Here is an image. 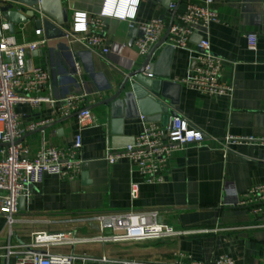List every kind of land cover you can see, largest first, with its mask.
Wrapping results in <instances>:
<instances>
[{
	"label": "crops",
	"instance_id": "obj_1",
	"mask_svg": "<svg viewBox=\"0 0 264 264\" xmlns=\"http://www.w3.org/2000/svg\"><path fill=\"white\" fill-rule=\"evenodd\" d=\"M55 1L59 15L68 18L65 25L53 20L42 0L34 4L1 2V6L12 3L34 11L29 22L19 25L2 19L9 23L3 34L13 35L20 44L45 40L39 54H30L27 60L29 69L40 66L50 72V81L39 95L58 100L69 94H87L92 124L80 130L76 115L56 116L51 103L16 106L23 127L44 122L21 138L30 157L44 147H70L80 131L82 146L77 157L83 162L73 179L47 174L41 183L30 185V193L19 200L12 224L0 214V264H15L30 249L74 253L88 264L210 262L223 254L231 255L236 264H264V206L261 213H254L236 204L249 188L264 184V0H215L212 7L218 22L195 30L186 48H174L165 41L153 53L152 88L161 93L160 100L171 112L203 134L202 142L173 153L163 180L155 183L142 182L128 159L112 164L105 158L109 148L120 149L134 141L151 123L143 114L152 109L128 108L124 92L115 104L101 102L113 96L125 75L140 68L148 55L136 47L139 34L130 32L131 24L138 28L141 22L161 18L166 25L162 39L172 20L176 22L179 14L200 1L140 0L132 22L105 18L108 53L89 45L85 34L69 32L75 12L97 15L104 0H45L48 5ZM171 3L177 9L174 19ZM45 19L54 24L36 26L37 20ZM37 29L42 30L41 36L36 35ZM251 33L258 38L255 50L248 46ZM202 38L224 59L220 80L232 90L205 94L180 82L192 74ZM171 112L157 123L168 124L175 117ZM228 136L239 139L227 142ZM2 148L0 145V157ZM134 182L140 183L136 199L130 193ZM130 210H156L160 221L179 233L157 239L115 240L100 238L103 233L97 225L80 220L90 214ZM41 232L65 233L79 241L34 248V236ZM111 234L104 232L105 236ZM8 245L14 251L9 258L5 256Z\"/></svg>",
	"mask_w": 264,
	"mask_h": 264
},
{
	"label": "built area",
	"instance_id": "obj_2",
	"mask_svg": "<svg viewBox=\"0 0 264 264\" xmlns=\"http://www.w3.org/2000/svg\"><path fill=\"white\" fill-rule=\"evenodd\" d=\"M3 1V0H1ZM200 4H192L186 12L179 14L178 19L170 28L166 42L174 48H186L191 35L198 28L206 29L212 23L219 21L217 11L212 7L215 0H199ZM3 2H6L4 0ZM140 0H104L103 6L97 15L86 12H75L69 28L72 35L85 34L89 45L102 47L103 53L110 48L103 36L105 18L115 17L132 22L135 19ZM176 4L171 3L170 9ZM133 27V24H131ZM138 28L144 32L135 41L141 54H148L160 41L165 22L161 18H153L149 22H141ZM9 29V23L0 25V214L4 215L9 224L15 221L18 213L19 200L30 193V185L39 184L44 177L57 175L66 179H73L78 175L82 160L77 154L82 146V136L79 131L74 143L60 149L54 146L44 147L34 157L29 156V149L21 138L25 131L34 130L44 122H31L23 127L20 115L16 111L18 104L28 103L39 107L43 103L53 104L54 114L67 117L77 113L79 129L92 124V112L88 106L87 94H69L62 99H54L39 95L50 81V72L40 66L28 68L29 53L37 51L45 43L39 39L30 43H18L13 35H4L3 30ZM36 35L41 36L42 30L37 29ZM248 46L255 50L257 47V34L247 36ZM198 46L196 64L192 74L180 82L199 89L205 94H223L232 88L220 80L224 59L211 50L208 39L202 38ZM239 138L228 136L227 142ZM249 139V138H247ZM203 141V134L196 130L181 117L162 125L151 122L143 128L132 143L120 149H110L105 154L109 163L128 159L142 178V182L155 183L163 180V171L176 150L182 149L191 143ZM139 182L131 185V197L139 196ZM237 205L246 206L254 213H261L264 206V184H257L249 188L238 198ZM81 221L95 224L100 229V238L115 240H143L170 237L179 232L171 225L160 221L156 210H130L117 213H97L80 218ZM109 230L111 235L105 236ZM65 233H37L34 236V248L46 244L59 245L79 241L67 236ZM81 240V239H80ZM12 246H6V257L14 254ZM72 253L69 255L53 254L49 251L40 252L28 250L19 256L15 264H88L86 258ZM123 264H236L229 254H223L210 262L183 261L172 263L123 261Z\"/></svg>",
	"mask_w": 264,
	"mask_h": 264
},
{
	"label": "water",
	"instance_id": "obj_3",
	"mask_svg": "<svg viewBox=\"0 0 264 264\" xmlns=\"http://www.w3.org/2000/svg\"><path fill=\"white\" fill-rule=\"evenodd\" d=\"M24 2L28 4L37 3L38 0H10V2ZM0 0V4H2ZM42 7L46 10L49 14L52 15V18L55 22H58L61 25H65L68 22L67 16L64 18L59 15V3L53 2L51 5H48L45 0H42ZM38 10V7H35ZM177 9L173 10V19L176 15ZM34 16L33 10L26 11L24 8L20 9L19 7H15L12 3L7 5H0V25L2 23V19L8 21L12 25H19L23 23H27L30 21V18ZM45 23L47 25H53L51 21L48 19L45 20H37L36 26L41 27L42 24ZM173 24V20L168 27V30L165 36L150 50L148 53L144 63L142 66L136 70H133L125 75L123 82L121 83L118 91L111 97L103 100L101 104H109V103H116L119 100L120 96L124 92L125 94V103L127 104L128 108L137 107L140 109H145L148 106L152 109L149 114H143L144 120L147 122H162L166 115H168L171 110L169 106H167L162 100H160L161 93L155 91L152 88V82L150 81L151 76L149 74L152 73V62L151 58L155 50L162 45L169 36L170 28ZM131 33H137L139 36H144V32L138 28L132 27L130 29ZM37 55L39 52L33 51L29 53V55ZM127 89V90H126ZM73 91V90H72ZM148 101V102H147ZM172 116H176L175 113L171 112ZM73 114L72 116H75ZM166 125V124H164ZM132 143V142H131ZM129 144V143H128ZM127 145V144H126Z\"/></svg>",
	"mask_w": 264,
	"mask_h": 264
}]
</instances>
